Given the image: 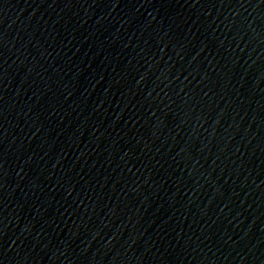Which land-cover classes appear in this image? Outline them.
I'll use <instances>...</instances> for the list:
<instances>
[{
    "label": "water",
    "instance_id": "1",
    "mask_svg": "<svg viewBox=\"0 0 264 264\" xmlns=\"http://www.w3.org/2000/svg\"><path fill=\"white\" fill-rule=\"evenodd\" d=\"M0 264H264V0H0Z\"/></svg>",
    "mask_w": 264,
    "mask_h": 264
}]
</instances>
